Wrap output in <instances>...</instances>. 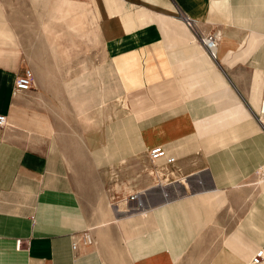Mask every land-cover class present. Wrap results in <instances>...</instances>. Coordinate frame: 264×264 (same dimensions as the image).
<instances>
[{
    "label": "crops",
    "instance_id": "0c3cea01",
    "mask_svg": "<svg viewBox=\"0 0 264 264\" xmlns=\"http://www.w3.org/2000/svg\"><path fill=\"white\" fill-rule=\"evenodd\" d=\"M87 1L91 12L68 0H0V114L7 117L0 129V264H253L258 254L264 264V196L238 221L222 217L234 206L229 179L238 184L253 172L254 157L264 161L250 112L264 93V0ZM18 2L33 10L15 9ZM53 7L55 22L66 26L65 33L54 26L57 49L64 34L76 47L92 19L104 47L103 81L119 88L113 95L106 89L105 97L128 103L97 128L96 142L80 140L87 170L73 161L77 153L66 154L58 126L38 106L36 77L31 91L13 94L16 76L30 67L14 35L30 29L32 13L45 23ZM180 14L201 34L219 35L217 63L193 41ZM70 49L59 47V57ZM87 70L83 65L65 84L80 116L88 115L77 99L93 73ZM155 146L176 159L188 186L148 190L146 210L112 213L109 170L124 172L127 162L139 169L136 158ZM85 231L96 245L73 251Z\"/></svg>",
    "mask_w": 264,
    "mask_h": 264
},
{
    "label": "rangeland",
    "instance_id": "374dc122",
    "mask_svg": "<svg viewBox=\"0 0 264 264\" xmlns=\"http://www.w3.org/2000/svg\"><path fill=\"white\" fill-rule=\"evenodd\" d=\"M68 1L73 3H86L88 5L87 0ZM60 4L62 5V2ZM15 5V9L21 11L33 10L34 7L33 4L23 2H18ZM88 7L91 12L90 5H88ZM66 8L68 7L64 5L61 7L62 10ZM54 11V7L50 8L46 22L40 25L37 24L38 19L35 18V15L32 13V18L28 20L32 23V26L30 29L27 28L26 30H23L21 32L22 34H15V42L17 44L16 46L20 47L19 52L24 53V56L28 59L30 67L27 68L34 72L36 81L38 82L37 84L40 90L37 91L39 93L41 92V96L40 98L38 97L39 100H37L38 106L42 107L51 114L53 120L58 126V137L63 141V149L66 154L71 157V155H75L77 153L78 159H76V156H72L74 159L73 161L87 170V168H89L87 162L88 157L80 140L91 137L93 135L91 131L92 128L88 126L87 123L83 122L84 116H80V114L77 113V107H75L73 99L69 96L68 90L65 88V84L74 82L77 75H81L83 65L88 66L89 74L92 72L94 73H92L91 78H89L88 85L85 86L84 89H80L78 91V94L80 95L77 99L78 102H84V107L88 112V116L95 120L97 124H99V127L105 120L113 121V119L118 116L117 109L124 107L128 108V103H123L124 99L122 97L112 98L110 100L105 97L104 92L106 89L110 91L111 95H113L118 94L119 88L118 84L113 81L110 83L109 87L105 86L103 81L105 76L104 65H106L104 47L102 46L100 36L96 31L97 28L92 23V19L90 17L88 20V36L86 38L78 39L77 44L75 43L76 47L71 48L69 41L71 40V37L68 34L61 35L62 38H59L58 41V44H60L59 47H68L71 49L68 57H59L60 53H58V51L60 50L59 47L57 49V41H55V39L58 40V36L54 35L52 32L54 26L57 25V28L59 27L58 30H60V32L64 31L65 33L66 26L59 20L57 21L58 23L55 22ZM181 15L182 14H180L179 18L183 20V23L191 32L193 41L198 43L207 55L204 47L201 45L200 36L202 34L198 31L197 25L195 24L193 27L187 25L186 19L183 18L185 16ZM13 21L16 23V21H22V19L17 18L13 19ZM45 26H47L46 29ZM48 31L49 33H47ZM74 39H76V37ZM210 60L217 63L212 59ZM27 68H24L21 74H23ZM89 74L87 73V75ZM256 92H258L259 97H261L262 93L258 90ZM260 99L261 101L264 100V93ZM251 110L252 111L250 112L252 118L256 122L258 131L262 134V139L264 140V128L256 119V114L259 112V109L254 107L251 108ZM108 116L110 118H108ZM70 144H78V146H69ZM147 151L146 154L140 155V159L136 158V160H140L137 162L139 163L137 164L139 169H131V166L135 164L127 162V169L124 172H119L116 167H112L109 170V176L112 178L111 188H107L110 192V200L113 197L116 198V201L119 198H124V195H122L126 194L124 191L140 192L138 199L141 205L138 210L143 211L146 210V203L143 199L148 190H167L168 186L178 184L179 182L188 186L187 179L185 178L188 175L183 174V170L177 166L176 168H179L180 173L177 172L172 177L165 178L155 173L151 175V170L154 169V166L149 162ZM254 158L255 165L253 172H250L249 170L248 176H241L238 184L236 183V180L232 178L229 179V181H231L234 185V188L230 189L234 190V206H230L222 214V217L228 218V220L238 221L244 215L247 206L251 203H259L264 196V161L262 162L261 157ZM243 159L246 160V158ZM236 163L238 166L239 162L237 161ZM245 164V161L242 162L243 166H245ZM114 173H117L118 177H115ZM89 175L90 177H94L95 180L98 178L95 174ZM129 205L128 210L131 209V207L136 206V203L132 202ZM110 208L112 213H115L112 206H110ZM122 209H125V206H122ZM130 213H132V211ZM224 229H222L223 233L225 232ZM95 245L96 241L93 246ZM101 246L104 249L105 245L101 244ZM116 253L120 254L119 249H117Z\"/></svg>",
    "mask_w": 264,
    "mask_h": 264
},
{
    "label": "built area",
    "instance_id": "2783aa9c",
    "mask_svg": "<svg viewBox=\"0 0 264 264\" xmlns=\"http://www.w3.org/2000/svg\"><path fill=\"white\" fill-rule=\"evenodd\" d=\"M184 19H186L187 25L192 27L193 25H195V23L189 18H184ZM200 41H201V45L204 47L209 58L217 62L219 35L215 32L202 34L200 36ZM34 84H35V74L31 69L27 68L23 74L16 76L13 94L17 95L20 93H27L32 90ZM256 119L264 128V100L262 101L259 112L256 114ZM6 125H7V117L3 114H0V129H3ZM147 152H148L147 157L149 159V162L154 166V169L151 170V175L155 173L165 178H169L174 176L177 172L180 173L179 168H176V159L174 157H168L163 146H155L149 149ZM163 158L166 160L165 163L159 164V160ZM114 176L118 177V174L114 173ZM124 193H126V194H122L124 195V198H119L117 201L115 197L111 198L110 206H112V208L116 210L118 213L121 212L130 213L131 211L132 212L137 211L141 205L138 199L140 192L124 191ZM132 202L136 203V206L131 207V209L128 210V207L130 206L129 204ZM122 206H125V209H122ZM94 242L95 241L92 234L89 231H85L74 238L72 242V249L73 251L77 252L81 248H90L94 245ZM21 246H22L21 240L17 241L16 248L20 250ZM261 260H262V256L258 254L252 259V263L258 264Z\"/></svg>",
    "mask_w": 264,
    "mask_h": 264
},
{
    "label": "bare ground",
    "instance_id": "6f19581e",
    "mask_svg": "<svg viewBox=\"0 0 264 264\" xmlns=\"http://www.w3.org/2000/svg\"><path fill=\"white\" fill-rule=\"evenodd\" d=\"M189 32V31H188ZM262 102V101H261ZM262 103H260V105H261ZM260 107V106H259ZM260 109V108H259ZM108 118H110L109 116H108ZM83 122L84 123H87V125L88 126H90V127H93V128H96V130H95V134L93 135V136H91V137H88L87 138V141H88V143L89 144H92V143H94V142H96L97 141V136H98V129L97 128H99V124H97V122L95 121V120H93L91 117H89L88 115H85L84 116V118H83ZM240 158V157H239ZM130 264V263H129ZM132 264V263H131Z\"/></svg>",
    "mask_w": 264,
    "mask_h": 264
}]
</instances>
